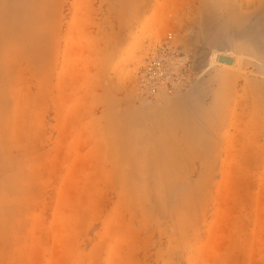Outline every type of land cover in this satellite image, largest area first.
<instances>
[{
  "label": "rangeland",
  "instance_id": "obj_1",
  "mask_svg": "<svg viewBox=\"0 0 264 264\" xmlns=\"http://www.w3.org/2000/svg\"><path fill=\"white\" fill-rule=\"evenodd\" d=\"M0 264H264V0H0Z\"/></svg>",
  "mask_w": 264,
  "mask_h": 264
},
{
  "label": "built area",
  "instance_id": "obj_2",
  "mask_svg": "<svg viewBox=\"0 0 264 264\" xmlns=\"http://www.w3.org/2000/svg\"><path fill=\"white\" fill-rule=\"evenodd\" d=\"M158 52L142 58L137 71L140 96L146 101H158L173 96L183 78L184 56L179 47L171 45L172 36Z\"/></svg>",
  "mask_w": 264,
  "mask_h": 264
},
{
  "label": "water",
  "instance_id": "obj_3",
  "mask_svg": "<svg viewBox=\"0 0 264 264\" xmlns=\"http://www.w3.org/2000/svg\"><path fill=\"white\" fill-rule=\"evenodd\" d=\"M217 63L222 66L227 67H233L234 66V60L232 58H229L227 56L220 55L217 58Z\"/></svg>",
  "mask_w": 264,
  "mask_h": 264
},
{
  "label": "bare ground",
  "instance_id": "obj_4",
  "mask_svg": "<svg viewBox=\"0 0 264 264\" xmlns=\"http://www.w3.org/2000/svg\"><path fill=\"white\" fill-rule=\"evenodd\" d=\"M216 57H217V56H215V57L213 58V62H212L213 65L217 64V63H216V59H217ZM227 57H228V56H227ZM230 58H232V57L230 56ZM232 59H233V58H232Z\"/></svg>",
  "mask_w": 264,
  "mask_h": 264
}]
</instances>
